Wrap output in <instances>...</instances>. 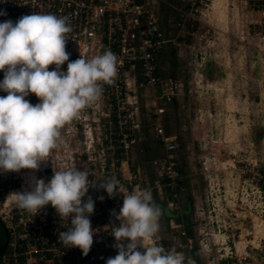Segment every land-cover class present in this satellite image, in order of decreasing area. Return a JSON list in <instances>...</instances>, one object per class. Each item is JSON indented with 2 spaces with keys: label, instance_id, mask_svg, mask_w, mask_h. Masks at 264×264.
Returning <instances> with one entry per match:
<instances>
[{
  "label": "rangeland",
  "instance_id": "rangeland-1",
  "mask_svg": "<svg viewBox=\"0 0 264 264\" xmlns=\"http://www.w3.org/2000/svg\"><path fill=\"white\" fill-rule=\"evenodd\" d=\"M158 12L171 98L137 82L127 110L118 104L107 116L97 101L87 128L64 131L49 160L18 173L47 180L78 167L91 173L90 183L115 177L125 192L148 189L162 210L152 242L196 264H264V0H158ZM159 107L164 134L176 142L171 152L156 133ZM20 186L8 188L10 199L30 188ZM88 195L96 231L81 264H106L118 252L112 210L119 211L123 194L90 186ZM10 213L7 205L2 215Z\"/></svg>",
  "mask_w": 264,
  "mask_h": 264
},
{
  "label": "clouds",
  "instance_id": "clouds-1",
  "mask_svg": "<svg viewBox=\"0 0 264 264\" xmlns=\"http://www.w3.org/2000/svg\"><path fill=\"white\" fill-rule=\"evenodd\" d=\"M0 15L6 12L0 10ZM70 31L68 17L54 13L31 12L15 22H0V91L7 93L0 95V173L39 169L63 142L61 129L97 102L103 85L117 76V56L111 49L69 60ZM65 61L66 70L61 67ZM50 64L55 65L51 70ZM30 93L39 102L26 99ZM90 175L87 169L70 167L53 171L47 180L33 176L30 188L12 193L13 203L34 216L51 204L61 218H70V226L59 233L62 244L78 246L87 255L96 231L90 220L95 201L91 195L84 199L89 187L103 188L109 197L122 193L119 211L112 210L119 220L111 231L118 252L106 264H196L175 248L152 242L162 210L150 190L125 192L115 177L90 183Z\"/></svg>",
  "mask_w": 264,
  "mask_h": 264
},
{
  "label": "built area",
  "instance_id": "built-area-1",
  "mask_svg": "<svg viewBox=\"0 0 264 264\" xmlns=\"http://www.w3.org/2000/svg\"><path fill=\"white\" fill-rule=\"evenodd\" d=\"M0 10L6 12V15H0V22L7 19L15 22L31 12L68 17L71 25L66 43L69 60L81 55L91 58L111 49L117 56V76L112 84L103 85L98 100L105 106L107 116L118 104L122 110H127L125 102L130 103L129 91L137 82L148 85L153 92L158 88L159 97L167 94L169 99L175 92L174 80L164 74L160 64L166 39L159 19L158 0H0ZM67 63L64 62L62 69L66 70ZM48 67L51 70L55 65ZM3 75L0 70V79ZM6 94L0 91V95ZM26 99L33 104L39 102L34 93ZM90 107L92 104L61 129L62 141L65 140L64 131H71L73 135L81 127L87 128ZM164 111L159 107L154 112L155 129L166 150L171 152L176 142L164 134ZM171 157L169 154V163H173ZM12 191L8 190L4 198L11 213L4 216L9 239L2 264H81V249L78 246L65 247L59 239V233L66 230L70 222L62 220L51 204L45 205L35 216L18 208L10 199Z\"/></svg>",
  "mask_w": 264,
  "mask_h": 264
},
{
  "label": "flooded vegetation",
  "instance_id": "flooded-vegetation-1",
  "mask_svg": "<svg viewBox=\"0 0 264 264\" xmlns=\"http://www.w3.org/2000/svg\"><path fill=\"white\" fill-rule=\"evenodd\" d=\"M44 173V171H43ZM19 174V175H18ZM22 173H18L16 171H9L7 173H0V205H2L4 208L6 205L4 204V198L6 195V191H8V188L11 186H15L16 184H20V188H24L23 186V177L21 175ZM7 189V190H6ZM20 190V189H19ZM24 190V189H22ZM21 190V191H22ZM2 199V200H1ZM0 208V247L4 245V248L0 252V264H2V256L5 254L7 250L8 245V232L5 224L4 215L2 213L4 212V208Z\"/></svg>",
  "mask_w": 264,
  "mask_h": 264
},
{
  "label": "bare ground",
  "instance_id": "bare-ground-1",
  "mask_svg": "<svg viewBox=\"0 0 264 264\" xmlns=\"http://www.w3.org/2000/svg\"><path fill=\"white\" fill-rule=\"evenodd\" d=\"M21 175L23 177V179H22L23 182L26 183L29 187L33 183V176H35L36 178H38L36 172H33V171L23 172ZM11 199L13 200L12 195H11Z\"/></svg>",
  "mask_w": 264,
  "mask_h": 264
},
{
  "label": "water",
  "instance_id": "water-1",
  "mask_svg": "<svg viewBox=\"0 0 264 264\" xmlns=\"http://www.w3.org/2000/svg\"><path fill=\"white\" fill-rule=\"evenodd\" d=\"M4 245H5V244H3V245L0 247V252H1V251H2V249L4 248Z\"/></svg>",
  "mask_w": 264,
  "mask_h": 264
}]
</instances>
